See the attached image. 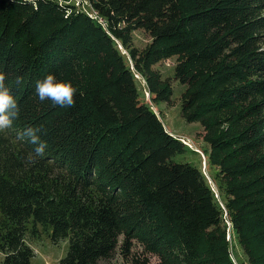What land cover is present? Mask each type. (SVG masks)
<instances>
[{
    "label": "trees",
    "instance_id": "1",
    "mask_svg": "<svg viewBox=\"0 0 264 264\" xmlns=\"http://www.w3.org/2000/svg\"><path fill=\"white\" fill-rule=\"evenodd\" d=\"M88 1L98 19L0 0V72L20 109L0 133L2 264H32L27 236L43 232L69 240L61 264H234L226 222L264 264V0ZM138 30L152 39L141 53ZM177 55L182 116L204 129L224 210L153 108L174 93L155 66ZM49 74L78 88L74 106L39 99ZM28 128L47 145L35 164Z\"/></svg>",
    "mask_w": 264,
    "mask_h": 264
},
{
    "label": "rangeland",
    "instance_id": "2",
    "mask_svg": "<svg viewBox=\"0 0 264 264\" xmlns=\"http://www.w3.org/2000/svg\"><path fill=\"white\" fill-rule=\"evenodd\" d=\"M61 3H72L78 10H81L93 18L98 19L97 15L91 10L88 0H58ZM152 42L148 33L138 30L133 33L131 47L143 52ZM123 54L129 55V51L121 48ZM184 55L173 56L163 60L155 66L166 82L173 88V97L169 103H161L154 106V111L162 118L168 131L177 136L186 146L187 151L183 155L177 156L178 161H188L202 169V172L211 187L214 196L220 207L224 210L225 200L228 195L226 185L218 175L216 168L209 166L206 152L209 147L204 141V129L200 123H189L182 116L183 97L188 86L181 84L175 77V69ZM142 82V80H140ZM144 85V83L142 82ZM148 101V100H147ZM149 102V101H148ZM151 104V103H150ZM2 214L0 210V220ZM227 240L234 264H249V255L240 243L238 237L234 235L230 228V223L226 222ZM51 231V230H50ZM27 241L36 253L32 264H61L60 261L66 256L69 249V240H62L54 244L48 233L43 232L39 236L28 234ZM4 260V255L0 252V264ZM115 264H130L120 256L114 260ZM151 264H158L156 257L151 258Z\"/></svg>",
    "mask_w": 264,
    "mask_h": 264
},
{
    "label": "clouds",
    "instance_id": "3",
    "mask_svg": "<svg viewBox=\"0 0 264 264\" xmlns=\"http://www.w3.org/2000/svg\"><path fill=\"white\" fill-rule=\"evenodd\" d=\"M23 77H17L16 83L20 85ZM6 75L0 72V133L6 132L13 125L14 120L19 117V106L11 90L6 86ZM36 95L41 101L51 100L54 105L60 107H72L75 105V97L78 88L71 82L60 81L54 74L47 75L36 83ZM40 128L26 129V136L32 145H35L34 154L27 157L28 164L37 163V159L45 154L46 143L41 140L39 135Z\"/></svg>",
    "mask_w": 264,
    "mask_h": 264
}]
</instances>
